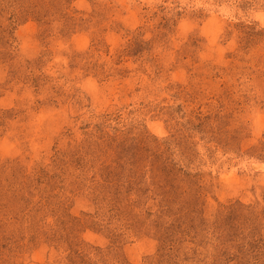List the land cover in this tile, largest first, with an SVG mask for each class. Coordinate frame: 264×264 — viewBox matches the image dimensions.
Returning a JSON list of instances; mask_svg holds the SVG:
<instances>
[{
	"label": "rangeland",
	"instance_id": "obj_1",
	"mask_svg": "<svg viewBox=\"0 0 264 264\" xmlns=\"http://www.w3.org/2000/svg\"><path fill=\"white\" fill-rule=\"evenodd\" d=\"M0 264H264V0H0Z\"/></svg>",
	"mask_w": 264,
	"mask_h": 264
}]
</instances>
